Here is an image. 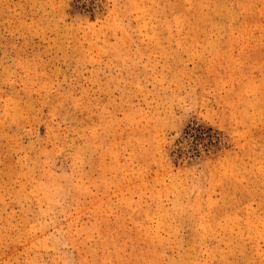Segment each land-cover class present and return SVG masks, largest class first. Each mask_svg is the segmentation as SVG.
<instances>
[{"label": "rangeland", "instance_id": "374dc122", "mask_svg": "<svg viewBox=\"0 0 264 264\" xmlns=\"http://www.w3.org/2000/svg\"><path fill=\"white\" fill-rule=\"evenodd\" d=\"M0 264H264V0H0Z\"/></svg>", "mask_w": 264, "mask_h": 264}]
</instances>
